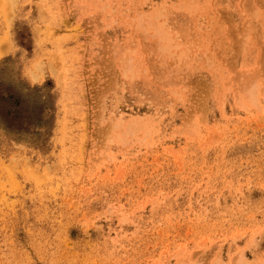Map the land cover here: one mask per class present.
Returning a JSON list of instances; mask_svg holds the SVG:
<instances>
[{"label":"rangeland","instance_id":"374dc122","mask_svg":"<svg viewBox=\"0 0 264 264\" xmlns=\"http://www.w3.org/2000/svg\"><path fill=\"white\" fill-rule=\"evenodd\" d=\"M0 264H264V0H0Z\"/></svg>","mask_w":264,"mask_h":264},{"label":"bare ground","instance_id":"6f19581e","mask_svg":"<svg viewBox=\"0 0 264 264\" xmlns=\"http://www.w3.org/2000/svg\"><path fill=\"white\" fill-rule=\"evenodd\" d=\"M114 61V60H113ZM117 62V61H116ZM122 62V61H121ZM109 126V125H108ZM107 127V126H106Z\"/></svg>","mask_w":264,"mask_h":264}]
</instances>
